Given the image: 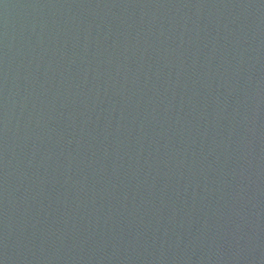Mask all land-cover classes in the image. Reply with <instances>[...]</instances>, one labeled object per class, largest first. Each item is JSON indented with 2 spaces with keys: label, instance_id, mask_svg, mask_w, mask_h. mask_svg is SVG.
Listing matches in <instances>:
<instances>
[{
  "label": "water",
  "instance_id": "1",
  "mask_svg": "<svg viewBox=\"0 0 264 264\" xmlns=\"http://www.w3.org/2000/svg\"><path fill=\"white\" fill-rule=\"evenodd\" d=\"M0 264H264V0H0Z\"/></svg>",
  "mask_w": 264,
  "mask_h": 264
}]
</instances>
